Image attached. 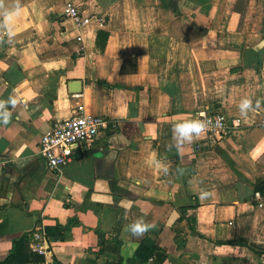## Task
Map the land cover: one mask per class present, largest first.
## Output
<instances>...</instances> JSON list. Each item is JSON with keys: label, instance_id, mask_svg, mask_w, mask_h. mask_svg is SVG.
Returning <instances> with one entry per match:
<instances>
[{"label": "crops", "instance_id": "crops-1", "mask_svg": "<svg viewBox=\"0 0 264 264\" xmlns=\"http://www.w3.org/2000/svg\"><path fill=\"white\" fill-rule=\"evenodd\" d=\"M17 6L9 37L2 13ZM9 100L0 262L39 228L49 264H139L128 260L145 238L150 264H264V0H0ZM80 104L108 124L50 168L40 136ZM200 111L240 122L178 143L174 125ZM142 210L155 226L136 236L126 226Z\"/></svg>", "mask_w": 264, "mask_h": 264}, {"label": "built area", "instance_id": "built-area-1", "mask_svg": "<svg viewBox=\"0 0 264 264\" xmlns=\"http://www.w3.org/2000/svg\"><path fill=\"white\" fill-rule=\"evenodd\" d=\"M62 14L71 19L77 26H82L84 20L77 3L66 1ZM104 20L99 19L102 25ZM77 40H81L78 36ZM198 119L207 122L204 132L218 138L226 137L236 127L239 118H227L223 113L198 112ZM108 120L101 116L88 114L82 104L77 105L71 116L57 122L49 131L43 133L39 139L38 153L50 168H59L70 159L71 146L79 142L94 141L101 129L106 127ZM31 251L44 257L47 253V239L44 232L37 228L32 230L29 237ZM34 264H49L45 259Z\"/></svg>", "mask_w": 264, "mask_h": 264}, {"label": "clouds", "instance_id": "clouds-1", "mask_svg": "<svg viewBox=\"0 0 264 264\" xmlns=\"http://www.w3.org/2000/svg\"><path fill=\"white\" fill-rule=\"evenodd\" d=\"M18 6L13 9H5L2 13L3 15V25L6 29V35L11 37L13 34L8 29V24L12 19L14 14H18ZM7 103H15V100L9 101H0V118L3 119L4 122H7L10 118V112L6 108ZM250 101L245 100L241 105V109L247 108L249 106ZM207 129V122L200 119H187L180 121L174 125V135L178 143H183L185 141L191 142L195 135H199L204 133ZM163 171L166 173L168 171L167 166L163 168ZM143 215L138 216L134 220H132L127 226L126 230L130 231L132 234L136 236H141L148 229L154 227V223L146 222L145 217L147 216V210H142Z\"/></svg>", "mask_w": 264, "mask_h": 264}, {"label": "trees", "instance_id": "trees-1", "mask_svg": "<svg viewBox=\"0 0 264 264\" xmlns=\"http://www.w3.org/2000/svg\"><path fill=\"white\" fill-rule=\"evenodd\" d=\"M254 190L259 192L264 198V181L254 184ZM29 236L22 235L19 238L14 239L12 248L7 257L0 262V264L15 263V264H34L42 259L38 254L26 252L25 244L28 242ZM156 246L152 239L145 238L137 247L135 254L128 260L132 263L150 264V259Z\"/></svg>", "mask_w": 264, "mask_h": 264}, {"label": "water", "instance_id": "water-1", "mask_svg": "<svg viewBox=\"0 0 264 264\" xmlns=\"http://www.w3.org/2000/svg\"><path fill=\"white\" fill-rule=\"evenodd\" d=\"M73 82V81H72Z\"/></svg>", "mask_w": 264, "mask_h": 264}]
</instances>
